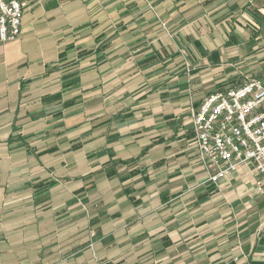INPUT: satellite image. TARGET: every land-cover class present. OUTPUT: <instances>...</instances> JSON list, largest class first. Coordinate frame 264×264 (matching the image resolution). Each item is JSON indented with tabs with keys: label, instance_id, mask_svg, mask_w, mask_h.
I'll use <instances>...</instances> for the list:
<instances>
[{
	"label": "crops",
	"instance_id": "obj_1",
	"mask_svg": "<svg viewBox=\"0 0 264 264\" xmlns=\"http://www.w3.org/2000/svg\"><path fill=\"white\" fill-rule=\"evenodd\" d=\"M20 1L21 33L0 44V264H234L240 252L264 262V233L259 251L241 240L254 229L242 212L255 218L259 206L236 205L224 179L199 165L192 124L178 118L202 98L172 89L182 75L168 73L170 59L157 62L151 49L120 60L128 29L109 0ZM147 3L167 34L190 39L193 56L205 57L200 38L213 25L237 38L224 24L237 3ZM244 8L264 21V10ZM145 14L131 17L137 36Z\"/></svg>",
	"mask_w": 264,
	"mask_h": 264
},
{
	"label": "rangeland",
	"instance_id": "obj_2",
	"mask_svg": "<svg viewBox=\"0 0 264 264\" xmlns=\"http://www.w3.org/2000/svg\"><path fill=\"white\" fill-rule=\"evenodd\" d=\"M63 1L65 0H60V2ZM116 1H120L117 10L115 8L118 5H114ZM263 1L229 0V4L226 5L227 7L231 8L235 5L234 3H237L242 9H237V13L233 14L235 18L232 19L231 25L227 21L224 23L226 28L231 29L232 26L237 31L238 34H235L237 38L221 33L218 27L214 28L213 25L214 32L200 38L207 47L205 57H202V53L201 55L196 54V56L191 54L188 45L190 39L188 40L185 35H173L171 32L167 34L164 31V27H169V25L164 20L159 21L157 17L152 18L154 15L150 12H153L151 7L153 4L147 3V0H109L108 5L110 13L116 14L120 12V30L128 29L120 32V39L118 38L120 47L127 48H124L125 52H120V60L142 58L152 51H159V58L156 61L162 62L169 58V62H172V64L169 65L168 73L172 74V77L178 74L182 75L180 76L183 79H176V83L179 82L173 85L172 89L183 87L187 95L191 97L188 98V101L195 103L210 92L238 83L243 75L258 74L264 71V21L261 24H257L252 14L246 12L247 9L244 8L246 6H255L263 11ZM94 11H96L95 8ZM138 13H146L145 19H142L141 24L138 26L141 29V34L143 33L139 36L134 34L136 28H131L133 26L131 17ZM249 20L253 21L255 25H247V21ZM176 22L179 21H174L173 24ZM212 22L216 24L218 21H208L211 27ZM223 28L222 30L225 31ZM226 38L231 40L230 43H228ZM234 41L237 43H234ZM139 42L140 45L134 48L132 47L133 44L136 45ZM137 47H141V50H136ZM151 49L152 51H150ZM133 50L136 51L133 52ZM175 51H177V54ZM166 53H169L170 56H165ZM129 70H131V67L126 68V71ZM145 76L147 77V75ZM187 110H184L181 116L178 113V119H181L184 125L190 126L191 117ZM195 165L196 168H199L198 164ZM240 172H245V175ZM220 179H224L223 183L220 184L221 193L226 194L227 196L225 197L236 194L238 196L237 201H240L236 205H243L247 200L252 198L255 205L259 206L255 218L253 216L249 217L248 211L250 210L242 212L240 216L244 226L249 225L250 227L252 225L254 228L252 232H248L242 236L241 240L252 239L254 249L259 251V244H261L262 234L264 233V208H261L264 205L262 204L264 201V193L261 192V190L264 191L263 177L249 165V168H240L229 174V176ZM220 179L213 182L217 183ZM257 183L261 185V188ZM241 194L248 195L244 196L248 198H243ZM227 201L221 196V221L225 220L228 215L225 208L229 205ZM190 203L196 205L194 202ZM94 237L95 234H92V238ZM92 246L93 243L89 247L91 248ZM254 257L258 258L261 255L257 252ZM177 262L179 261H174V263ZM251 262V255H247L245 252H240L238 257L233 260L234 264H251ZM126 264H133V261L127 260ZM261 264H264V262Z\"/></svg>",
	"mask_w": 264,
	"mask_h": 264
},
{
	"label": "built area",
	"instance_id": "obj_3",
	"mask_svg": "<svg viewBox=\"0 0 264 264\" xmlns=\"http://www.w3.org/2000/svg\"><path fill=\"white\" fill-rule=\"evenodd\" d=\"M24 6L0 0V44L20 35ZM189 113L197 160L211 181L249 165L264 181V71L208 93Z\"/></svg>",
	"mask_w": 264,
	"mask_h": 264
},
{
	"label": "trees",
	"instance_id": "obj_4",
	"mask_svg": "<svg viewBox=\"0 0 264 264\" xmlns=\"http://www.w3.org/2000/svg\"><path fill=\"white\" fill-rule=\"evenodd\" d=\"M256 16H258L257 13H255V20H256V22L260 23L262 19L260 17H256Z\"/></svg>",
	"mask_w": 264,
	"mask_h": 264
}]
</instances>
